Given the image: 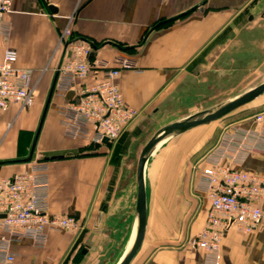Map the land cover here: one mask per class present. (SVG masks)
<instances>
[{
    "label": "crops",
    "instance_id": "0c3cea01",
    "mask_svg": "<svg viewBox=\"0 0 264 264\" xmlns=\"http://www.w3.org/2000/svg\"><path fill=\"white\" fill-rule=\"evenodd\" d=\"M71 19L74 36L97 46L96 60L125 57L142 71L123 72L118 80L125 100L140 112L138 124L207 69H226L224 77L215 75L226 82L233 78L227 70L235 61L264 69V0H13L7 16L12 34L0 36V60L13 48L17 65L32 73L30 83L43 73L39 95L49 79L52 86L62 56L59 37ZM41 99L29 110L12 107L0 115V162L29 155L28 138L42 117ZM251 103L256 104L208 142L185 139L165 147L167 142L151 156L145 170V238L131 264H207L191 240L206 224L210 204L203 172L211 159L222 157L237 169L264 176V94ZM63 104V98L52 97L34 159L61 158L47 161L50 214L74 216L80 230L50 232L44 249L28 241L14 244L15 264H119L133 239L136 173L134 180L120 160L113 163L112 153L91 151L90 144L67 138L59 113ZM249 133L255 138L241 142ZM241 145L252 147V153L242 154ZM28 164H0V175L13 176ZM219 264H264V225L251 236L228 231Z\"/></svg>",
    "mask_w": 264,
    "mask_h": 264
},
{
    "label": "built area",
    "instance_id": "2783aa9c",
    "mask_svg": "<svg viewBox=\"0 0 264 264\" xmlns=\"http://www.w3.org/2000/svg\"><path fill=\"white\" fill-rule=\"evenodd\" d=\"M12 12L13 0H0V36L7 39L12 34L7 16ZM72 22L59 37L57 49L62 56L53 96L64 100L59 113L67 138L106 147L117 142L140 116L139 110L125 100L118 80L123 72L142 71L125 57L96 60L97 47L76 38ZM18 60L13 48L6 49L0 60V115L12 107L20 112L29 110L36 102L35 88L30 83L32 73L19 67ZM257 122L262 124L263 117L258 116ZM254 138L255 134L249 133L240 141ZM240 150L247 154L253 148L241 145ZM209 168L203 172L210 204L206 224L191 244L203 250L207 264H219L228 231L251 236L264 225V176L237 169L222 157L212 158ZM50 197L49 165L42 158L32 160L18 174L0 175V226L4 231L0 264H15L18 256L12 250L14 244L28 241L44 249L50 232L80 229L74 216L50 214Z\"/></svg>",
    "mask_w": 264,
    "mask_h": 264
},
{
    "label": "rangeland",
    "instance_id": "374dc122",
    "mask_svg": "<svg viewBox=\"0 0 264 264\" xmlns=\"http://www.w3.org/2000/svg\"><path fill=\"white\" fill-rule=\"evenodd\" d=\"M215 71L216 72L213 73L207 69L195 84L183 92L178 93L169 103H167L166 106H164V108L151 113L139 124L136 122L137 119L135 121L136 123L134 122L135 125L125 132L117 142L108 145L107 147L89 145V150L112 153L113 163L120 160V163L123 164L125 170L128 174L130 173V176L135 180V173L140 154L145 145L157 131L170 123L207 110L228 99L237 97L264 82V69H248L244 61H235L233 70H229L228 68V75L233 76L230 81L228 78V82L223 78L226 69ZM43 75V73H40L37 83H31V86L35 88L36 99L38 97L42 98L41 116L49 96V88L51 84V79H49L45 90L42 91L40 95L38 91L36 93V88ZM215 75H222L223 77L221 78L219 76L217 79ZM32 78L31 74V79ZM256 103H249L218 121L197 127L175 137L169 141L165 147L172 146V144L175 145L185 139H191L189 140L190 143L204 144L209 141V138L215 136L213 134H215L216 131H219L222 126L230 122L241 112L252 108ZM37 127L38 125L35 126L34 132L28 138L29 145L32 144ZM10 128L11 126L9 125L6 132H9ZM6 132L4 134H6ZM208 146L209 145H207V147ZM34 158L35 155L33 159Z\"/></svg>",
    "mask_w": 264,
    "mask_h": 264
},
{
    "label": "water",
    "instance_id": "95a60500",
    "mask_svg": "<svg viewBox=\"0 0 264 264\" xmlns=\"http://www.w3.org/2000/svg\"><path fill=\"white\" fill-rule=\"evenodd\" d=\"M53 10V8H51ZM188 13L183 14L182 16ZM167 21L160 22L157 24L153 29L158 28L159 26L165 24ZM59 73L56 72L54 76V80L52 86L49 91V96L40 120L39 127L35 134V137L32 142V146L30 148L29 155L25 159L17 160V161H10V162H0V164L4 163H29L33 160L35 155V151L37 148V144L39 141V137L41 134V130L45 121V117L47 115L56 82L58 79ZM264 94V82L259 86L237 96L232 99H228L214 107H211L207 110L201 111L194 115L188 116L181 120L175 121L170 123L159 131L155 133V135L149 140V142L143 148L136 168V181H137V202H136V210H135V222H134V232H133V239L131 244L128 247L127 252L125 253L124 257L120 261L119 264H131L132 260L138 253L139 249L141 248L146 232L147 226V215H148V202H147V191H146V182H145V170L146 165L151 158V156L155 153L157 149H159L162 145L166 144L167 142L171 141L175 137H178L192 129L197 127L205 126L211 124L215 121H218L225 116L233 113L234 111L244 107L245 105L253 102L261 95ZM104 143L107 144L108 140L105 139ZM61 158H43L44 161L49 160H57ZM2 217V216H1Z\"/></svg>",
    "mask_w": 264,
    "mask_h": 264
},
{
    "label": "trees",
    "instance_id": "16d2710c",
    "mask_svg": "<svg viewBox=\"0 0 264 264\" xmlns=\"http://www.w3.org/2000/svg\"><path fill=\"white\" fill-rule=\"evenodd\" d=\"M92 43V42H91ZM95 45V44H94ZM96 46V45H95ZM97 47V46H96Z\"/></svg>",
    "mask_w": 264,
    "mask_h": 264
}]
</instances>
